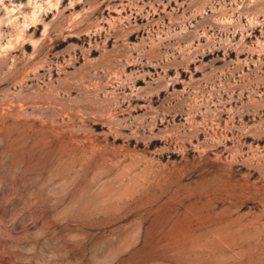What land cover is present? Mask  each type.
Returning a JSON list of instances; mask_svg holds the SVG:
<instances>
[{"label": "rangeland", "instance_id": "374dc122", "mask_svg": "<svg viewBox=\"0 0 264 264\" xmlns=\"http://www.w3.org/2000/svg\"><path fill=\"white\" fill-rule=\"evenodd\" d=\"M0 264H264V0H0Z\"/></svg>", "mask_w": 264, "mask_h": 264}]
</instances>
